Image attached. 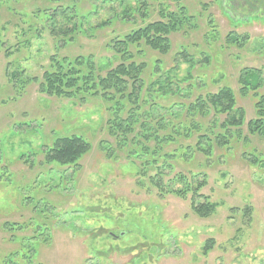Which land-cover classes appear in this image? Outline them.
Instances as JSON below:
<instances>
[{"label":"rangeland","instance_id":"374dc122","mask_svg":"<svg viewBox=\"0 0 264 264\" xmlns=\"http://www.w3.org/2000/svg\"><path fill=\"white\" fill-rule=\"evenodd\" d=\"M176 2L1 0L0 264H264V167L251 165L264 163V138L249 132L257 100L239 84L254 71L264 83V0ZM179 5L193 24L170 35L167 55L137 46L146 72L136 104L40 90L51 57L91 58L105 75L119 63L111 43ZM171 70L186 79L179 97L149 101L150 82ZM223 88L236 99L228 118L242 122L221 150L225 115L185 109ZM111 109L152 136L145 142L136 123L120 136ZM72 136L89 144L79 167L46 164L42 149ZM200 136L209 157L195 148ZM203 204L213 208L205 218L192 207Z\"/></svg>","mask_w":264,"mask_h":264},{"label":"trees","instance_id":"16d2710c","mask_svg":"<svg viewBox=\"0 0 264 264\" xmlns=\"http://www.w3.org/2000/svg\"><path fill=\"white\" fill-rule=\"evenodd\" d=\"M176 4H179L178 0ZM158 16L160 17L158 21L149 22L124 37V39L114 41L110 44L109 49L119 63L115 67L109 69L105 75L97 74V68L91 58L77 57L74 60H68L67 58L59 59L55 56L51 57L49 69L43 73L42 80L39 82L40 90L47 94L63 97L69 96V91L71 94L78 91L89 92L96 96L99 94V97L104 100L106 99L111 103L113 102L112 107L115 105L120 106L116 101L118 98L117 95H119L122 96V98L132 100V103L136 104L140 93H142L141 87L143 86L144 81L143 75L146 72V64L138 63L134 60L135 56L139 55L141 52L138 50L137 46L139 44H144L153 51H158L162 55H167L170 49V35L178 31L186 32V26L192 25L193 23L191 20L194 19L193 16H190L187 13L186 7L180 5L174 12L161 9ZM103 25L105 26L106 23H103ZM227 39L229 40V43H240L239 38L237 37L233 38L228 35ZM131 47H135L136 52L134 54L130 51ZM180 55L184 58V61L189 62L186 58L187 55L184 52L180 53ZM173 62H175V59H173ZM155 63L159 64L160 62L156 61ZM156 68L159 69L158 65H156ZM171 72H173V70L166 71L163 75L157 76V78L153 80V83L152 81L150 82V85H153L156 90H149V92L146 93L149 101L153 98L156 99L159 98V96L165 95L179 97L180 91L182 90L180 84L184 83L186 79L177 80L176 76H172L173 74L171 75ZM249 76L250 78L248 79L246 75H241L239 80V84L241 85V95L245 96L248 93H252L253 97L257 100L255 103L257 119L250 121L248 123V128L251 135L264 138V83L259 79V73L257 71L252 72ZM173 85L175 88H173ZM128 86H130L131 92L123 93ZM259 90H262L261 94L258 93ZM235 100L234 93L229 88H223L216 94L208 95L204 99L197 98L194 103H191L185 109L186 114H198L199 117H201V115H206L209 109L212 110L214 116L225 115V118L227 119H224L219 125L223 134L218 135L215 138V143L221 148V150H224L225 148L227 149V145L232 141L228 142L230 136L228 135V131H226L227 128L229 126H238L242 122V116L238 119L234 116L228 118L231 114L229 111H232L235 107ZM241 114L243 115L242 111ZM153 115L151 113L150 118H155V115L154 117ZM110 116H113L114 119L112 120L111 118L108 122L116 124L115 128L118 129V131H116L120 133V136L123 135V137H125L128 133L132 132V125L135 123L141 130V136L137 133L138 135L135 134L137 135L135 139H138L140 136L145 141L152 136L151 131L153 129L151 128V131L146 129L144 122L137 124L139 121L136 118L135 121H133L134 115L128 116L124 119V122L123 119L119 120L117 112L111 109ZM160 123H162L161 120L157 124L160 125ZM182 134H184V132ZM168 138L169 136L163 138L162 142L172 141V139ZM126 140L127 139H125V141ZM203 140V136H200L195 148L198 149V152L202 155L209 157L211 156V149L208 151L202 149L203 147L201 143ZM42 150H45L44 162L46 164H58L63 167L78 168L79 160L89 151V144L83 138L78 136L64 137L55 139L49 148L44 147ZM251 162L252 166L264 167L262 160L258 161L255 157ZM192 207L194 213L202 218L209 216L213 209L212 206L208 204L200 206L192 205Z\"/></svg>","mask_w":264,"mask_h":264}]
</instances>
